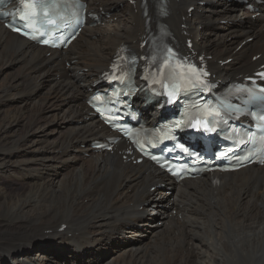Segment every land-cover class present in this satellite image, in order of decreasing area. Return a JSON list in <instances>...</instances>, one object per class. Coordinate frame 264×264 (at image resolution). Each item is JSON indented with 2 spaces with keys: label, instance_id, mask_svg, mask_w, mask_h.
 <instances>
[{
  "label": "bare ground",
  "instance_id": "6f19581e",
  "mask_svg": "<svg viewBox=\"0 0 264 264\" xmlns=\"http://www.w3.org/2000/svg\"><path fill=\"white\" fill-rule=\"evenodd\" d=\"M83 1L97 19L66 50L37 47L0 24V180L11 176L21 186L0 185V264H161L156 256L145 261L151 244L137 240L102 262L118 240L143 235L144 217L155 213L166 222L152 242L164 245L165 264H264V166L175 183L147 162L133 165L129 154L119 155L122 142L109 153L92 148L109 136L86 106L92 85L121 46L139 52L146 29L156 27L157 9L152 0H145L147 16L141 0ZM227 1L166 0L164 19L176 44L186 50L190 39L197 56L210 58L223 87L264 60L262 7L256 0H246L252 10ZM114 20L120 23L108 26ZM222 20L238 22L226 28L218 26ZM226 58L229 66L216 63ZM141 113L150 121L158 114L152 106ZM60 167L67 171L61 176ZM156 184L165 189L151 194Z\"/></svg>",
  "mask_w": 264,
  "mask_h": 264
},
{
  "label": "rangeland",
  "instance_id": "374dc122",
  "mask_svg": "<svg viewBox=\"0 0 264 264\" xmlns=\"http://www.w3.org/2000/svg\"><path fill=\"white\" fill-rule=\"evenodd\" d=\"M227 3H230V4H228L227 6L228 7H230V6H232V5H234L235 6V4H237L234 0H228L227 1ZM232 3H235V4H232ZM220 4V3H219ZM219 6H225L224 4L223 5H219ZM226 6V7H227ZM218 7V6H217ZM236 7V6H235ZM239 8V7H238ZM209 8L207 7V8H204V10H208ZM240 10V9H239ZM255 19V18H254ZM242 20V19H241ZM223 21V20H222ZM245 21H246V19H245ZM238 22V20L237 21H235V23H233L232 21H229V22H219L218 23V26H226V28H231V27H233V26H235L236 25V23ZM247 22V21H246ZM120 23V21L119 20H114V21H112L111 23H109L108 24V26L109 25H111V24H114V25H117V24H119ZM198 33L199 34H202L203 33V31H202V33H201V30L200 31H198ZM251 42H249L248 44H250ZM258 46H260V44L258 45ZM251 54H254V51H252L251 52ZM232 62H230L229 64H227L228 66L231 64ZM227 65H225V66H227ZM38 95H39V97H38ZM43 97V91H40V92H38V93H36V94H33V98H34V101L36 102L37 100H41V98ZM64 127H66V125H64V126H60L59 127V132H57V133H55V134H53V135H51V136H49V138L51 139V138H56L57 137V135H58V133H60V132H63V130H64ZM55 128V124H51V125H49L48 127H47V129L48 130H53ZM61 130V131H60ZM53 136V137H52ZM83 145H85V147L84 148H82L81 147V145H80V149L81 150H84L85 148H86V144H83ZM64 168H62V167H60V170L59 171H61L60 172V176L62 175V173H63V175L67 172V171H65V170H63ZM65 172V173H64ZM4 185L7 189H9V190H17V189H19V188H21V186H19V182L15 179V178H13V177H8V179H2V180H0V185ZM1 187V186H0ZM161 191V189H156L155 191H153V192H151L150 191V193H154V194H156L157 195V193L158 192H160ZM166 195H167V197L169 198V199H171V198H173V192L172 191H167L166 192ZM167 212H168V210L167 209H165ZM170 212H173V209H171L170 210ZM149 216H145L144 217V219H143V223H146L147 224V226H144V230H143V235H141V236H138V237H136V238H134V237H131V235H134L135 233H132V234H128L129 236H126V238H125V240L123 241L122 239H120V240H118L117 242V244L118 245H116V246H111L110 247V249L107 251V252H105V254L102 256V262H105L107 259H109V258H111V257H116V256H118L129 244H132L135 240H137L138 242H137V245H143V246H149L150 244L153 246V238H156L161 232H163V230L165 229L164 227H165V225H166V222H165V219L163 218V216H161V215H159V214H157V213H155V214H153V215H151L150 217H151V219H147ZM140 229H142L141 228V226L140 227H138V228H136L135 230H137V231H139ZM157 229V230H156ZM147 231V232H146ZM161 231V232H160ZM131 237V238H130ZM122 240V241H121ZM130 241V242H129ZM144 242H146V243H144ZM149 246L150 248V250L151 251H149V253H148V255H147V257L145 258V261H147L148 259H150V257L151 258H154L155 256H156V258H157V260L158 261H163L164 263H161V264H165V257H167V255H168V252H166V250H165V247H164V245H162V243H160V244H158V245H155V246ZM118 246V247H117ZM118 248V249H117ZM154 249V250H153ZM173 249V248H172ZM172 249H170L169 250V248H168V250H169V252H170V254L169 255H171V253H172ZM114 251V252H113ZM163 251H165V252H163ZM117 252H118V254H117ZM157 253V254H156ZM165 253H166V255H165ZM164 255V256H163ZM90 256H92L91 254H90ZM152 256H154V257H152ZM92 258V257H91ZM159 258V259H158ZM99 261H101V259L99 260ZM69 262V261H68ZM65 263V264H69V263ZM81 264V263H80Z\"/></svg>",
  "mask_w": 264,
  "mask_h": 264
},
{
  "label": "snow or ice",
  "instance_id": "6c2138e0",
  "mask_svg": "<svg viewBox=\"0 0 264 264\" xmlns=\"http://www.w3.org/2000/svg\"><path fill=\"white\" fill-rule=\"evenodd\" d=\"M25 7L28 8L30 7V5L25 4ZM23 19V17H22ZM13 31H20V29L13 27L12 28ZM45 43H47V41H45ZM165 65H168V61H165ZM186 67L187 71H183V69ZM177 68L182 69L179 73H177L175 71V69H173L170 74H169V80L170 83H165L162 84V87H164L167 90V95L169 97L168 99V103H172L175 101L178 93L181 90L182 84L180 83L181 81L186 82L187 84L195 87L199 84H202L203 81L201 80V76L202 75H206V73H203L201 71H198L195 66H191V65H184V64H178ZM163 71V69L161 70ZM154 83H161V81L156 80L154 81ZM209 116L211 115H218V113L213 112V111H209L207 113ZM193 128L199 130V128L201 127H206V122L203 119H197L195 120L192 125Z\"/></svg>",
  "mask_w": 264,
  "mask_h": 264
}]
</instances>
